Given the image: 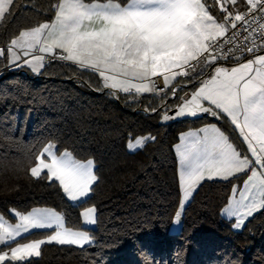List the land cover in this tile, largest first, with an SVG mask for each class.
I'll return each mask as SVG.
<instances>
[{
    "label": "snow or ice",
    "instance_id": "6c2138e0",
    "mask_svg": "<svg viewBox=\"0 0 264 264\" xmlns=\"http://www.w3.org/2000/svg\"><path fill=\"white\" fill-rule=\"evenodd\" d=\"M14 7L15 0H0V24ZM48 10L54 13L50 20L21 30L0 47L7 67L40 74L46 60L69 61L97 75L113 95L178 98L173 115L172 108L163 110L164 121L208 114L230 124L231 138L216 124L181 135L175 146L181 200L173 223H180L186 202L205 180L232 182L222 214L235 218L234 229L264 211V0H54ZM155 77L163 79V88ZM188 84L194 91L178 96ZM10 93L0 91V100L7 102ZM155 139L130 137L127 147L135 151ZM25 156L31 177L58 182L76 206L88 202L99 179L92 159L80 161L51 140L31 145ZM240 180L242 186L233 182ZM9 213L17 222L0 215V248L8 249L0 251V264H26L46 243L81 249L96 243L89 229L66 227L65 217L53 209ZM96 213L95 206L85 208L84 225H96ZM33 230L51 234L19 243Z\"/></svg>",
    "mask_w": 264,
    "mask_h": 264
},
{
    "label": "trees",
    "instance_id": "16d2710c",
    "mask_svg": "<svg viewBox=\"0 0 264 264\" xmlns=\"http://www.w3.org/2000/svg\"><path fill=\"white\" fill-rule=\"evenodd\" d=\"M52 2L15 0L12 14L0 24V47L21 30L50 20ZM6 64V58L0 61V91L11 89L12 98L0 100V215L12 220L10 209L51 208L65 217L66 227L78 229L81 209L97 208V224L90 229L96 243L83 249L46 243L26 264H264V211L240 230L221 215L232 182L203 181L183 209L179 231L169 232L180 202L174 146L182 132L208 123L206 115L161 122L163 110L174 109L178 98L113 95L102 89L97 75L68 61L45 62L37 75L23 67L4 70ZM216 123L231 138L230 124ZM148 134L155 141L127 150L130 137ZM50 140L61 152L94 161L99 179L87 203L76 206L57 182L29 174L25 153ZM46 236L47 231H33L19 243Z\"/></svg>",
    "mask_w": 264,
    "mask_h": 264
},
{
    "label": "crops",
    "instance_id": "0c3cea01",
    "mask_svg": "<svg viewBox=\"0 0 264 264\" xmlns=\"http://www.w3.org/2000/svg\"><path fill=\"white\" fill-rule=\"evenodd\" d=\"M99 2H103V1H99ZM7 46H8V45H7ZM7 46H5L4 48H6ZM45 62H46V61H45ZM68 62H69V61H68ZM71 63H72V62H71ZM231 66H233V65H230V66H227V67H231ZM23 68L26 69L27 71H29V70H28V67H23ZM29 72L31 73L32 71H29ZM32 73H33V72H32ZM32 73H31V74H32ZM33 75H37V74H33ZM183 79H187V78L177 77V81H180V80H183ZM160 80H161V82L163 83V79H162L161 77H160ZM163 84H164V83H163ZM175 84H176V81L173 82V85H175ZM196 86H198V84H197ZM106 90H110V91L113 92L112 89H106ZM191 91H194V86H193L192 84H188L186 87H184V90H183V91H180V92H178V93H179L180 96H183L185 92L190 93ZM115 94H125V93L116 92ZM143 95H153V94H152V93H145V94H142L141 96H143ZM170 97H172V96H170ZM174 111H175V108H174V110H173L172 112H169V115H173ZM203 115H206V116L209 118V122L206 123L205 125H203V126L200 127V128H203V127H205V126H207V125H210V124H216L217 127H219L218 124L216 123V120H217V119H215V118L209 116L208 114H200V115L197 116V117H200V116H203ZM188 117H190V116H188ZM191 118H196V117H191ZM200 128L192 129V130H188V131L182 132V133L180 134V136H179V140H178V142L175 144V146H176L177 144L181 143V141H180V137H181L182 134H185V133H188V132H194V131L199 130ZM175 146H174V152H175V155H176V158H177V154H176ZM244 146H245V148H246V145H244ZM177 163H178V173H179V171H180V162H179L178 158H177ZM214 180H216V179H214ZM242 184H243V182H242ZM242 184H241V186H242ZM229 197H230V196H229ZM190 199H191V198H190ZM237 199H238V196H237ZM180 200H181V194H180ZM228 200H229V199H228ZM188 202H189V201H188ZM188 202H186V204H187ZM179 203H180V202H179ZM227 204H228V201H227V203L225 204V206H224L223 208H225V207L227 206ZM39 208H41V207H39ZM223 208H222V210H223ZM222 210H221V215H222V217L225 218V219H227V220H229V221H232V223H234V222H235V218L233 217L232 219H229L226 215H223V214H222ZM247 219H248V218H246V220H247ZM6 220H8V219H6ZM246 220H245V221H246ZM8 221H9V220H8ZM241 228H242V227H241ZM241 228H240V229H241ZM240 229H235V230H240ZM25 235H26V234H25ZM44 239H45V238H44ZM12 247H13V246H12ZM7 250H8V249L4 250V248H1V251H7ZM33 257H35V256H33Z\"/></svg>",
    "mask_w": 264,
    "mask_h": 264
},
{
    "label": "rangeland",
    "instance_id": "374dc122",
    "mask_svg": "<svg viewBox=\"0 0 264 264\" xmlns=\"http://www.w3.org/2000/svg\"><path fill=\"white\" fill-rule=\"evenodd\" d=\"M28 70L29 71H31V69L30 68H28ZM28 71V72H29ZM32 73V72H31ZM32 74H35V73H32ZM174 110V109H173ZM174 114V113H173ZM162 115H163V112L161 113V122H172V121H175V120H179V119H184V118H191V117H188V116H184V117H177V118H175V119H170V120H167V121H164V120H162ZM128 144V143H127ZM126 148H127V150L129 151V152H134V151H130L129 149H128V147H127V145H126ZM138 150V149H137ZM136 151V150H135ZM88 159H85V160H80V161H87ZM58 183V182H57ZM64 194V193H63ZM64 196H65V194H64ZM65 198L67 199V197L65 196ZM68 200V199H67ZM69 201V200H68ZM70 203H72V204H74L73 202H71V201H69ZM180 204V203H179ZM185 206H186V204H185ZM184 206V207H185ZM88 207H92V206H85V207H83L82 209H81V211H80V214H81V212L85 209V208H88ZM47 209H51V208H47ZM184 209V208H183ZM32 210V209H31ZM31 210H29V211H31ZM54 210V209H53ZM178 210H180L179 209V206H178V209H177V211ZM28 211V212H29ZM56 211V210H55ZM56 212H58V211H56ZM27 213V212H26ZM25 213V214H26ZM58 213H60V212H58ZM61 214V213H60ZM182 215H183V210H182ZM12 217V216H11ZM174 217H175V215H174ZM174 217H173V220H172V223H171V225H170V227H169V232L170 233H172V234H176L178 231H179V229H180V226H181V221H182V216H181V221H180V223L179 224H175V223H173V221H174ZM13 218V217H12ZM6 219V218H5ZM80 219H81V226H83V228H78V229H74V228H72L73 230H84V228H87V229H94L95 228V226L96 225H92V226H88V225H84V223H83V217L80 215ZM9 222L10 223H13V224H15L17 221L15 220V219H12V220H9ZM66 226V225H65ZM33 231H47V236L48 235H50L51 234V230H33ZM32 231V232H33ZM46 238V237H45ZM48 244V243H47ZM51 244H56L55 242H53V243H51ZM59 245V244H58ZM16 245H13V247H15ZM74 247H77V246H74ZM4 250H6V248H4ZM36 257V256H35Z\"/></svg>",
    "mask_w": 264,
    "mask_h": 264
},
{
    "label": "built area",
    "instance_id": "2783aa9c",
    "mask_svg": "<svg viewBox=\"0 0 264 264\" xmlns=\"http://www.w3.org/2000/svg\"><path fill=\"white\" fill-rule=\"evenodd\" d=\"M52 60H55V59H52ZM52 60H50V61H52ZM46 62H49V60H46ZM230 65L231 64H228L226 66H230ZM8 69H11V68L6 67L4 70H8ZM153 79L155 80L157 88H163L164 87V84L161 82L160 77H155ZM0 251H1V248H0Z\"/></svg>",
    "mask_w": 264,
    "mask_h": 264
}]
</instances>
